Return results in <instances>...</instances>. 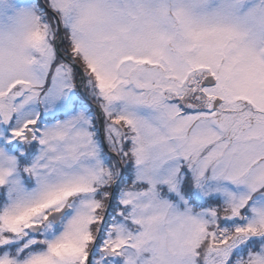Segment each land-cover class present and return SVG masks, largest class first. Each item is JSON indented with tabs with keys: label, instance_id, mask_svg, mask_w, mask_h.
Here are the masks:
<instances>
[{
	"label": "snow or ice",
	"instance_id": "obj_1",
	"mask_svg": "<svg viewBox=\"0 0 264 264\" xmlns=\"http://www.w3.org/2000/svg\"><path fill=\"white\" fill-rule=\"evenodd\" d=\"M0 264H264V0H0Z\"/></svg>",
	"mask_w": 264,
	"mask_h": 264
}]
</instances>
